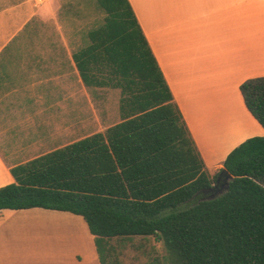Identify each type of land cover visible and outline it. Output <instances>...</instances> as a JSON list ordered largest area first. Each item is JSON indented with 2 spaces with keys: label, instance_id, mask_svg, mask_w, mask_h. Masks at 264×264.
I'll use <instances>...</instances> for the list:
<instances>
[{
  "label": "trees",
  "instance_id": "16d2710c",
  "mask_svg": "<svg viewBox=\"0 0 264 264\" xmlns=\"http://www.w3.org/2000/svg\"><path fill=\"white\" fill-rule=\"evenodd\" d=\"M103 26L73 55L87 88L121 92V121L11 169L0 211L41 208L83 218L101 264L114 239L155 237L171 264H264V137L247 139L216 184L156 61L129 0H97ZM264 128V78L241 86ZM204 198V199H203Z\"/></svg>",
  "mask_w": 264,
  "mask_h": 264
},
{
  "label": "crops",
  "instance_id": "0c3cea01",
  "mask_svg": "<svg viewBox=\"0 0 264 264\" xmlns=\"http://www.w3.org/2000/svg\"><path fill=\"white\" fill-rule=\"evenodd\" d=\"M129 2L209 174L246 139L264 137L241 92L245 82L264 78V0ZM64 14L62 0H0V188L14 182L12 168L102 132L80 137L85 127L75 116L84 84L70 47L76 31ZM222 116L238 118L236 136L211 122ZM78 217L0 211V264H101ZM51 219L76 223L79 240L37 232Z\"/></svg>",
  "mask_w": 264,
  "mask_h": 264
},
{
  "label": "rangeland",
  "instance_id": "374dc122",
  "mask_svg": "<svg viewBox=\"0 0 264 264\" xmlns=\"http://www.w3.org/2000/svg\"><path fill=\"white\" fill-rule=\"evenodd\" d=\"M62 4L64 6V15L66 16L68 29L76 31V37L72 39V43L70 44V47H72L76 53L88 46V33L103 26L106 13L99 6L97 0H62ZM77 98L81 113L75 116V120L81 121L85 128L92 127L91 129H87L88 131L84 128V133L80 137H84L96 131L104 132L110 126L115 125L121 120L118 112L120 90L112 88H86L83 85L82 96ZM211 119L213 123L217 124L220 122L219 125L224 126V131L230 132L227 137H234L237 135L235 126V122L238 119L237 117L231 118L222 116L220 118ZM240 137H236L234 140L227 142L225 146L222 147L223 149L225 148L222 153L230 151L233 145L240 140ZM215 155H217V152ZM222 169L223 167L211 172L210 176L212 178L217 177L221 174ZM220 178L226 179L225 175H222ZM226 181L227 180L223 183H226ZM13 183H15V179ZM207 193L208 198H210L213 194L220 196L225 193V191L222 189L218 192ZM82 222L84 223L83 219ZM42 227V229L37 228V232L40 231V233L43 232L44 234H48L50 240H54L56 236L67 240H70L72 237L79 240L77 239L78 225L72 221L51 219ZM51 246L52 244H50L49 248H51ZM110 246L111 257L108 260L109 264H171L163 242L156 240L155 237L114 239L110 242Z\"/></svg>",
  "mask_w": 264,
  "mask_h": 264
},
{
  "label": "water",
  "instance_id": "95a60500",
  "mask_svg": "<svg viewBox=\"0 0 264 264\" xmlns=\"http://www.w3.org/2000/svg\"><path fill=\"white\" fill-rule=\"evenodd\" d=\"M222 175H224V173H222L221 175H220V177L222 176ZM220 177H218V180H217V185H218V182H219V180H220ZM233 179V177L230 175V174H228L227 172H226V183H225V188H223V190L225 191V192H227L228 190H229V180H232ZM217 185H215L209 192H216V189H217ZM218 196H216V194H213V195H211L210 196V198H208L207 200H213V199H215V198H217Z\"/></svg>",
  "mask_w": 264,
  "mask_h": 264
},
{
  "label": "flooded vegetation",
  "instance_id": "af4514ba",
  "mask_svg": "<svg viewBox=\"0 0 264 264\" xmlns=\"http://www.w3.org/2000/svg\"><path fill=\"white\" fill-rule=\"evenodd\" d=\"M225 180L226 179L220 178V180L218 182V185L216 184L218 186L216 192H218V191L222 190L223 188H225V183H223Z\"/></svg>",
  "mask_w": 264,
  "mask_h": 264
},
{
  "label": "built area",
  "instance_id": "2783aa9c",
  "mask_svg": "<svg viewBox=\"0 0 264 264\" xmlns=\"http://www.w3.org/2000/svg\"><path fill=\"white\" fill-rule=\"evenodd\" d=\"M39 3H42L43 2V0H37Z\"/></svg>",
  "mask_w": 264,
  "mask_h": 264
}]
</instances>
